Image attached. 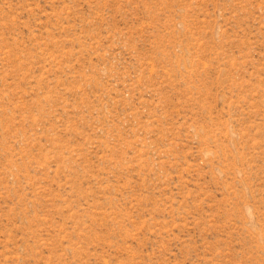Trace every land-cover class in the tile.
<instances>
[{
  "label": "rangeland",
  "instance_id": "1",
  "mask_svg": "<svg viewBox=\"0 0 264 264\" xmlns=\"http://www.w3.org/2000/svg\"><path fill=\"white\" fill-rule=\"evenodd\" d=\"M0 264H264V0H0Z\"/></svg>",
  "mask_w": 264,
  "mask_h": 264
}]
</instances>
